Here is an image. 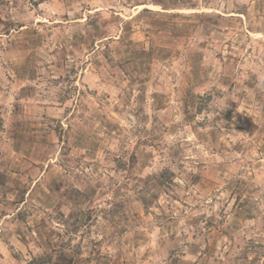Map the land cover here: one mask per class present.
<instances>
[{
	"label": "rangeland",
	"instance_id": "obj_1",
	"mask_svg": "<svg viewBox=\"0 0 264 264\" xmlns=\"http://www.w3.org/2000/svg\"><path fill=\"white\" fill-rule=\"evenodd\" d=\"M0 264H264V0H0Z\"/></svg>",
	"mask_w": 264,
	"mask_h": 264
}]
</instances>
